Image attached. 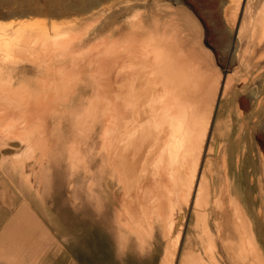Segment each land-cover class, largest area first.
I'll return each mask as SVG.
<instances>
[{"label": "bare ground", "instance_id": "6f19581e", "mask_svg": "<svg viewBox=\"0 0 264 264\" xmlns=\"http://www.w3.org/2000/svg\"><path fill=\"white\" fill-rule=\"evenodd\" d=\"M104 1L108 0L4 1V7L12 10L0 13V17L15 16L20 22L11 29H0V144L10 146L18 154L19 162H13V170L23 177L21 180L30 185L37 197H41L46 188L66 181L69 200L77 203V196L84 189L85 201L92 203L95 199L101 208L99 220L106 222L107 200L113 203L109 195L114 187L121 186L124 191L122 211L110 218L115 227L125 230L121 236L129 233L143 242L137 219L145 212L147 220L145 217L143 220L149 221L144 224L148 223L150 233L154 232L156 222L164 224L169 240L173 233L169 249L162 258L166 264H173L176 257L178 264L179 261L203 264L201 253L179 252L183 232L180 216L184 212L177 211L173 200L184 198L190 204L193 187L196 196L207 192L203 188L209 177L204 167L206 159L202 160V156L209 152L224 162L228 175L226 150L219 155L220 143L216 141L212 146L210 141L220 101L232 89L233 81L226 79L220 90L221 76L213 77L208 51L204 47L200 51L196 48L195 19L181 15L172 6L159 8L150 20L142 12L134 13L124 22L128 32L118 37L109 32L99 33L96 26L101 18L98 16L93 21L75 23L78 27L54 21L86 15ZM236 8L232 28L236 27L241 2ZM261 19L264 20V13ZM110 20L108 17L107 23ZM250 33L253 39L256 28ZM243 37L240 27L237 43L241 48L250 41L247 37L244 42ZM57 174L64 175L65 181L57 179ZM7 192L9 194L10 189ZM208 195L205 194L206 199ZM202 198L198 197V201L202 202ZM172 201L179 213L176 217L175 211L173 214V209L168 208ZM1 202L5 206V200ZM235 204L239 227L249 226L251 233L246 234L249 244L255 248L252 219L239 203L235 201ZM178 207L181 208V204ZM134 212L142 214L135 218ZM27 220L24 229L29 226ZM35 227L41 238L43 230L37 222ZM241 240L246 245L247 242ZM244 246L240 248L244 250ZM247 247L248 243L246 251L253 248Z\"/></svg>", "mask_w": 264, "mask_h": 264}, {"label": "rangeland", "instance_id": "374dc122", "mask_svg": "<svg viewBox=\"0 0 264 264\" xmlns=\"http://www.w3.org/2000/svg\"><path fill=\"white\" fill-rule=\"evenodd\" d=\"M4 1L8 0H0V13L2 14L8 13L11 8L9 6L5 8V5H3ZM9 1L13 2L15 0ZM239 2H241V8L237 15L238 19H236L238 21L235 22L236 27L232 28L234 22L233 16ZM168 6H172L174 10H178L185 17L190 16L195 19L196 48L200 51L201 47H204L208 51L213 77L214 75L222 77H220V90L227 80L233 81L231 85L232 89L220 101V107L216 112V121L212 126L213 134H211L212 138L210 141L211 145H214L216 141L220 143L222 148L219 155H221V152L223 154L224 150H226L229 159L228 175L226 173L227 169L223 165L224 162H220L218 157L209 152L205 156L203 155L204 157L202 156V160L206 159L205 166H203L209 177L207 179L208 183L206 182L207 184L205 183L206 185L203 188V190L207 189V192L205 190L204 195L202 194L204 198H202V195L196 196L194 194L195 187H193L192 192H194L192 194L193 197L191 196L190 204L184 198H180V201L173 200L176 202V205L173 201L168 203V208L173 209L171 212L175 211V214L173 213L174 217L180 213L181 209L184 212L180 216L183 218V232L180 239L181 249L179 252L182 254L187 251L201 253L204 260L203 264H216L218 260L217 264H264V20H260L262 13H264V0H108L104 1L99 8L83 16L78 17L76 15L74 18L72 15L71 17H65V19L48 20L50 22L54 20L58 23L75 27L77 26L75 23L81 24L90 20L93 21L98 16L101 18L100 23L96 26L99 33L103 35L109 32L118 37L119 34L128 32L124 22L134 13L142 12L150 20L152 18L151 15L157 14L159 8L163 7L167 9ZM122 10L123 12H121ZM115 15H119V17L117 16L118 18L114 20L111 19ZM108 17L109 20L111 19L110 23H107ZM26 20L29 21L30 19L27 18ZM18 22H20V19L15 16L0 17V29H11ZM240 27L243 29L244 42L246 41L245 38L250 36L253 28H256L255 37L253 39L249 37L250 41H246L247 43L245 42L244 46H242L244 49L239 47L237 43ZM260 40L262 41L260 42ZM211 49H216L217 51L213 52ZM245 76H248L247 81ZM240 80H243L245 83ZM219 130L222 131L219 132ZM9 147L0 144V184L2 185H0V188L2 187L0 189V199L3 200L7 196H9L8 198H21L23 213L30 214V202L32 203V209L35 207L36 222L43 230L41 238L38 239L42 242L39 241L38 246V264H67V262L69 264H166L163 259L165 251L169 249L168 246L171 244L173 233L171 234L172 238L169 240V237L164 232L166 229L164 224L160 225L156 222V228L154 232L151 231V234L148 223L144 224L147 220L145 212L143 214L140 212L142 217H140V214H136L138 211L134 212V215L136 214L135 218L140 217L143 221L139 218L137 219L139 221L138 226L140 230L142 229L141 233L143 234V242H141V238L129 233L126 236H121V233L125 230L120 231V227H115L110 221L114 213L122 211V200L124 198L122 195H124V191L121 186L112 189L109 197L110 200H113V203L109 199L107 200L104 209L106 211L104 213L107 215L104 216L107 220L106 222H102L99 220L101 208H98L95 199H93L94 202L92 203L85 201L86 194L84 193V189H81L80 196H77V203H72L69 200L67 183L62 179L64 175L57 174V179H61L60 181L64 180L65 182H59L46 188L44 194L41 197H37L34 192H31L32 188H30V185L21 180L23 177L13 170V162L18 163L19 156L14 153V149L12 150ZM212 155L213 157H211ZM200 163V166H202V161ZM4 187L6 189L8 187V189L5 190ZM9 189L10 195L7 192ZM200 191L203 192L202 188H200ZM207 193L209 195L206 199L205 194ZM2 195L7 196L3 198L1 197ZM198 197L202 198V202L198 201ZM231 197L233 199L231 200L232 203L229 201ZM235 201L241 205L244 212L250 217V220L252 219L256 249L254 248L255 245L251 246L249 244L250 240H248L249 237L246 234L251 233L249 226L239 227L240 218L236 212ZM81 202L83 203L81 204ZM180 204L181 208L178 207ZM219 204L223 206L221 205L222 207L220 208ZM233 204L234 206H232ZM186 205L188 206L186 207ZM174 207L179 209L177 210L179 213L176 212ZM213 207L215 208L214 212ZM243 216L245 215L243 214ZM143 218L146 220L144 221ZM237 221H239V225ZM141 224L144 225L142 228ZM138 226L136 225L137 228ZM144 228L146 230H143ZM255 228L256 230H254ZM204 230L206 234L209 235L210 233L209 237L211 236L212 239L207 238L208 235L205 236ZM220 232L222 233L220 234ZM202 233H204L203 236ZM245 238L247 239L245 240ZM207 239L209 240L207 241ZM227 239H229V243L231 240L230 244L226 241ZM241 239L248 243L247 249L253 247L254 250L252 251L253 248H250L248 249L249 251H246L247 243L245 245ZM234 242L235 244L233 245L232 243ZM227 244L228 247H226ZM241 245L242 247L245 245L244 250L246 251V255L243 258L241 256H243L244 250L241 249L242 247L240 248ZM231 246L233 247L230 248ZM186 247L191 248L186 249ZM200 247L202 248L200 249ZM205 254L207 255L205 256ZM177 258L174 261L175 264H178L176 262ZM215 259L216 262L214 261ZM237 259L239 260L237 261ZM179 264H181L180 261Z\"/></svg>", "mask_w": 264, "mask_h": 264}, {"label": "crops", "instance_id": "0c3cea01", "mask_svg": "<svg viewBox=\"0 0 264 264\" xmlns=\"http://www.w3.org/2000/svg\"><path fill=\"white\" fill-rule=\"evenodd\" d=\"M4 200L5 206L0 200V264H38L40 240L35 227V207L32 209L30 202V214L23 213L21 198ZM27 219L29 226L24 229Z\"/></svg>", "mask_w": 264, "mask_h": 264}, {"label": "snow or ice", "instance_id": "6c2138e0", "mask_svg": "<svg viewBox=\"0 0 264 264\" xmlns=\"http://www.w3.org/2000/svg\"><path fill=\"white\" fill-rule=\"evenodd\" d=\"M221 46H223V45H221ZM213 52H216L217 50L216 49H211Z\"/></svg>", "mask_w": 264, "mask_h": 264}]
</instances>
